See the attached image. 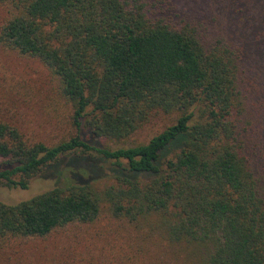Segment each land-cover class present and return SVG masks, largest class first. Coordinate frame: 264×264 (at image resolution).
<instances>
[{"label": "trees", "instance_id": "trees-1", "mask_svg": "<svg viewBox=\"0 0 264 264\" xmlns=\"http://www.w3.org/2000/svg\"><path fill=\"white\" fill-rule=\"evenodd\" d=\"M0 8V50L44 68L73 129L45 145L0 120V187L54 179L0 203V264H264V0H212L235 40L213 43L167 0ZM157 115L172 121L144 143H93H124Z\"/></svg>", "mask_w": 264, "mask_h": 264}, {"label": "rangeland", "instance_id": "rangeland-1", "mask_svg": "<svg viewBox=\"0 0 264 264\" xmlns=\"http://www.w3.org/2000/svg\"><path fill=\"white\" fill-rule=\"evenodd\" d=\"M167 1L176 4L185 13L191 14L189 17L193 22H196L195 18H197V21L202 22L203 39L205 41L208 39V43H213L219 37L224 39L225 42L231 40L226 33L225 24L222 20L217 22L212 20L214 16L212 0ZM2 18L3 12L0 8V23ZM236 40H242V38L240 39L236 36ZM231 41L235 42L233 38ZM257 47H259L257 44L252 45L242 56L247 71L254 70L252 68L254 65L252 57L257 56V51L259 52ZM48 76L47 72L36 60L19 56L7 50H0V120L16 128L29 142L52 145L71 135L73 129L69 119V108L55 95L53 81ZM257 78H259V75ZM249 89L252 95L248 96L244 102L245 111L247 110L246 116H248V112L255 109L254 103L259 101V97L254 96L253 89L250 87ZM170 118L162 115L153 117L149 123L144 125L124 143L112 144L111 142L100 140H93V143L105 145L110 149L144 143L152 135L163 129L164 126L169 125L172 121V118ZM253 142L256 143L255 141ZM258 144L259 142L256 143V146ZM253 158H256L258 166L255 168L256 175L261 178L264 185V172L260 171L261 158H259L257 149ZM50 174L51 171H45L39 177L34 178L27 189L24 190L0 187V203L15 205L48 191L54 183V179H52ZM68 231L66 234H68ZM92 231L91 229L85 232L91 233ZM55 237L58 240L60 239L58 234Z\"/></svg>", "mask_w": 264, "mask_h": 264}]
</instances>
